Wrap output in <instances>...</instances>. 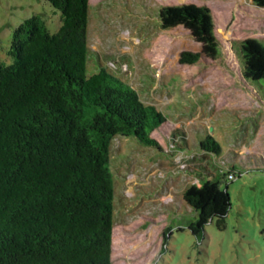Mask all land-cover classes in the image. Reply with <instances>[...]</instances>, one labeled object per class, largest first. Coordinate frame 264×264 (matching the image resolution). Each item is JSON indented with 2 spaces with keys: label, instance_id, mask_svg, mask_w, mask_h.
I'll list each match as a JSON object with an SVG mask.
<instances>
[{
  "label": "rangeland",
  "instance_id": "rangeland-1",
  "mask_svg": "<svg viewBox=\"0 0 264 264\" xmlns=\"http://www.w3.org/2000/svg\"><path fill=\"white\" fill-rule=\"evenodd\" d=\"M88 3V73L102 63L167 117L150 134L161 151L132 136L112 140V264H264V0ZM33 15L51 33L60 26L44 0H0V63H12V32ZM184 50L198 62L179 63ZM174 130L186 133L185 150L168 151ZM206 134L221 147L217 178L230 206L225 228L208 223L197 240L181 200L197 183L184 171ZM231 167L240 176L222 179Z\"/></svg>",
  "mask_w": 264,
  "mask_h": 264
},
{
  "label": "trees",
  "instance_id": "trees-1",
  "mask_svg": "<svg viewBox=\"0 0 264 264\" xmlns=\"http://www.w3.org/2000/svg\"><path fill=\"white\" fill-rule=\"evenodd\" d=\"M44 1L60 13L58 29L25 18L12 32V63H0V264H112V140L132 136L161 151L150 134L167 117L102 63L88 73L89 0ZM199 57L184 50L179 63ZM185 135L171 131L168 151L185 150ZM202 136L184 168L197 183L181 200L197 240L208 223L225 228L230 206L217 178L221 147ZM240 174L231 167L221 178Z\"/></svg>",
  "mask_w": 264,
  "mask_h": 264
},
{
  "label": "crops",
  "instance_id": "crops-1",
  "mask_svg": "<svg viewBox=\"0 0 264 264\" xmlns=\"http://www.w3.org/2000/svg\"><path fill=\"white\" fill-rule=\"evenodd\" d=\"M245 144H246V145H244V144L242 145L243 150L246 149L247 151L250 152V151H251L250 149H251L252 146L250 145V143H245ZM238 150H240V149H238ZM234 152H236V151H234Z\"/></svg>",
  "mask_w": 264,
  "mask_h": 264
},
{
  "label": "built area",
  "instance_id": "built-area-1",
  "mask_svg": "<svg viewBox=\"0 0 264 264\" xmlns=\"http://www.w3.org/2000/svg\"><path fill=\"white\" fill-rule=\"evenodd\" d=\"M228 178H229V179H232V177H231L230 175L228 176Z\"/></svg>",
  "mask_w": 264,
  "mask_h": 264
}]
</instances>
